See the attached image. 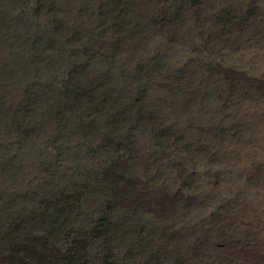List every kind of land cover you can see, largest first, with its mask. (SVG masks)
<instances>
[{
	"label": "rangeland",
	"instance_id": "rangeland-1",
	"mask_svg": "<svg viewBox=\"0 0 264 264\" xmlns=\"http://www.w3.org/2000/svg\"><path fill=\"white\" fill-rule=\"evenodd\" d=\"M0 264H264V0H0Z\"/></svg>",
	"mask_w": 264,
	"mask_h": 264
}]
</instances>
